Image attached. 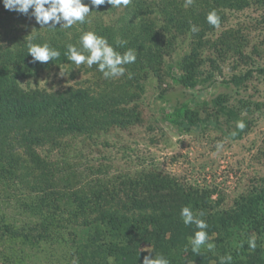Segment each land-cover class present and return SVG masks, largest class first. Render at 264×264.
Wrapping results in <instances>:
<instances>
[{
    "label": "rangeland",
    "instance_id": "1",
    "mask_svg": "<svg viewBox=\"0 0 264 264\" xmlns=\"http://www.w3.org/2000/svg\"><path fill=\"white\" fill-rule=\"evenodd\" d=\"M185 2L131 0L127 7L109 13L92 12L89 23L76 25L84 30L94 23L97 28L110 27L114 31L110 44L116 51H135L136 62L125 65L123 77L105 79L96 69L74 65L60 67L65 76H60V68H50L37 77L19 78L24 89L57 90L71 84L88 88L97 98L93 108L103 115L89 132L65 135L58 148L40 146L37 151L59 161L62 169L74 171L81 183L152 174L171 182V187L159 189L162 193L169 188L190 193V199L204 210L256 206L253 196L264 194V71H258L264 69V0H193L187 7ZM136 3L147 8L136 13ZM213 9L221 18L218 28L206 22V14ZM193 25L199 31L192 32ZM16 28L25 31L41 25L32 16L6 10L0 0V45L13 40ZM130 31L140 39L131 40ZM120 38L127 43L117 47ZM169 68L186 74L193 90L174 84ZM247 71L239 82H225ZM191 99L201 102L190 110L191 120L208 117L219 125L203 130L169 126L171 107ZM239 120L248 127L233 138ZM218 142L224 147L213 155ZM79 180L71 183L79 186ZM9 188L20 197L28 191L17 180ZM257 228L254 236L263 240L264 220H259ZM238 233L246 237L244 229ZM1 242L0 264H68L64 253L70 248L62 244H57L47 263L41 246L35 256L33 246L19 247L16 242L14 248L23 253L19 259H10L4 256ZM16 250L10 252L16 255Z\"/></svg>",
    "mask_w": 264,
    "mask_h": 264
},
{
    "label": "trees",
    "instance_id": "2",
    "mask_svg": "<svg viewBox=\"0 0 264 264\" xmlns=\"http://www.w3.org/2000/svg\"><path fill=\"white\" fill-rule=\"evenodd\" d=\"M83 2L89 3V0ZM145 8L147 5L136 3L134 9L139 13ZM115 9L108 4L99 8L90 6V11L100 13ZM56 27L25 31L16 28L13 40L0 45V240L4 256L19 259L23 253L19 247L26 243L33 246L35 256L38 246L46 249L49 263L57 244H62L70 248L64 253L68 264L73 256L79 258V264H143L145 256L154 258L156 255H163L170 264H219V256L228 254L233 257L231 264H264V239L256 238L254 251L247 244V240L258 233L259 220H264L262 192L253 196L256 206L204 210L190 199V193L182 190L176 193L172 188L162 193L159 189L171 187V182L152 174L136 179L94 178L81 183L74 171L62 169L59 161L50 160L37 151L40 146L58 148L65 135L89 132L103 118L100 109L93 108L97 98L88 88L71 84L47 90L24 89L19 85V78L37 77L50 68H74L64 53L68 43L76 42L77 28ZM85 30L104 36L109 44L114 37L111 35L114 31L105 25L97 28L94 23ZM132 32L129 37L138 41V33L132 36ZM30 39L38 44L48 42L61 56L47 63H33L26 47ZM95 69L94 65L91 70ZM248 74L249 71L225 82L237 83ZM168 75L174 84L193 90L194 83L186 74L169 68ZM200 103L191 99L172 106L170 118L166 120L168 125L179 130L218 126L219 121L208 117L190 119V110ZM242 132L234 126L231 135L237 138ZM72 179L74 181H70ZM14 180L28 190L23 197L9 192ZM77 180L79 186L71 183ZM25 199L30 201L22 203ZM118 201L122 204L118 205ZM184 206L196 214L203 213L201 218L208 223L210 242L216 245L214 253L206 248H201L199 255L191 251L189 238L197 229L183 224L180 210ZM240 229L245 230L246 237L238 233ZM16 242L20 245L14 248ZM241 242L243 247H240ZM144 246H149L152 252L146 251ZM17 248L16 255L10 252Z\"/></svg>",
    "mask_w": 264,
    "mask_h": 264
},
{
    "label": "clouds",
    "instance_id": "3",
    "mask_svg": "<svg viewBox=\"0 0 264 264\" xmlns=\"http://www.w3.org/2000/svg\"><path fill=\"white\" fill-rule=\"evenodd\" d=\"M3 6L8 11H16L23 15H31L35 18L36 23L41 25V28L57 29H72L76 25H84L90 21L87 19L92 8H99L102 5L108 4L111 8L127 7L131 0H89V3H84L83 0H2ZM193 0H186L185 6H189ZM32 10L29 13V10ZM206 22L213 28L220 26L221 18L215 9L206 14ZM78 36L75 43H68L64 53L68 62H71L78 69L81 65L88 68L96 66V70L100 72L105 79H118L123 77L127 71L125 65L134 64L136 62V53L133 49H128L123 53L115 50L109 44L107 38L98 35L95 31L84 30L78 28ZM192 32H197L199 29L193 25ZM126 41L117 40L116 46L122 47ZM27 54L32 57V62L47 63L55 61L61 56L60 51L52 47L48 42L42 44L33 43L28 40L26 43ZM60 76H65L60 68ZM131 78V73H128ZM246 124L243 120L236 122V128L243 131ZM224 145L223 142L216 144L217 155ZM203 213L196 214L193 210L184 206L180 210V217L183 224L187 226L194 225L196 231L189 238L191 251L197 255L200 254L201 248H206L208 252H215L216 245L210 242L208 235V223L202 219ZM248 248L255 250L257 247L256 237L252 236L247 240ZM240 247H243L241 242ZM188 249L185 248V251ZM149 253L152 251L147 249ZM233 257L231 254L219 256V264H231ZM71 264H79V258L73 256ZM143 264H170L169 260L163 255H156L154 258L145 256Z\"/></svg>",
    "mask_w": 264,
    "mask_h": 264
}]
</instances>
